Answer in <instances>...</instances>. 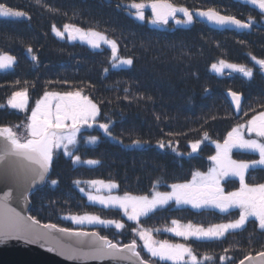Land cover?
Masks as SVG:
<instances>
[{"label":"trees","instance_id":"obj_1","mask_svg":"<svg viewBox=\"0 0 264 264\" xmlns=\"http://www.w3.org/2000/svg\"><path fill=\"white\" fill-rule=\"evenodd\" d=\"M0 2L25 13L24 17L0 19V53L15 58L10 69L0 70V105H4L0 108V126L25 123L31 106L45 92L79 91L97 106L98 122L108 124L112 136L101 135L95 146L80 147L77 163L53 156L45 185L29 194L28 214L42 224L77 230L62 217L84 214L125 224L118 210L89 203L80 186L87 181H110L117 184L119 194L141 196L153 189L167 191L175 183L187 184L195 171L210 167L213 143L222 142L235 126L264 111V73L253 59L264 60V14L246 2L170 0L191 12L194 21L189 27L171 23L152 26L147 21L149 11L146 20L136 19L128 5L150 0ZM208 8L242 22L251 19L250 27L208 25L196 15ZM66 24L104 35L115 42L118 58L130 59L132 64L114 68L110 46L96 51L58 37L53 27L61 32ZM221 61L251 68L252 78L240 73H213L212 65ZM25 90L28 110L10 109L8 99L14 92ZM228 92L243 98L239 116L233 113ZM198 141L202 145L192 154L190 145ZM233 158L250 161L255 156L234 152ZM89 160L97 163H85ZM261 174L254 184L264 181V170ZM223 186L226 192L239 189L237 182L229 180ZM226 219L210 210L195 211L171 203L140 223L159 235L156 237L184 242L200 258L212 256V261L205 264H221V256L227 257L223 264H237L246 256L264 251V231L254 221L220 240H181L164 231L173 220L207 226ZM78 229L94 231L118 246L135 239L131 227L126 234L102 225ZM138 252L144 261L161 264Z\"/></svg>","mask_w":264,"mask_h":264},{"label":"snow or ice","instance_id":"obj_2","mask_svg":"<svg viewBox=\"0 0 264 264\" xmlns=\"http://www.w3.org/2000/svg\"><path fill=\"white\" fill-rule=\"evenodd\" d=\"M247 4L256 7L264 14V0H241ZM129 8L135 9V17L138 20H144V9L150 7L152 18L149 21L152 24H167L169 18L175 20L177 24L193 23V15L184 7H177L170 0H150V2L131 3ZM182 13L184 19H176V13ZM196 15L206 19L208 22L217 26H234L238 29H248L251 19L248 22H242L239 19L223 15L214 8H208L204 11H197ZM25 13L14 10L6 4L0 2V19L24 17ZM64 31L68 33L69 40L79 39L87 43L92 48H99L101 42L109 45L112 49L114 59L116 57V44L108 40L102 34L95 31H82L80 28L70 25L64 26ZM53 32L63 38V33L53 27ZM31 53L32 49H28ZM36 59L35 56L32 57ZM255 63L264 71V60H256ZM15 58L11 55L0 53V70L8 69L13 66ZM122 65L132 64V60H119ZM221 68L212 65L213 70L220 72L222 68H229L234 72H239L245 78H252L253 71L244 65L227 64L220 62ZM232 96L233 103L240 107V96L235 93H229ZM55 101V104H53ZM28 105V96L25 91H16L7 101V106L18 111H25ZM4 105H0L3 108ZM98 113L97 106L86 96H81L80 92L55 93L45 92L43 98L38 100L35 107L31 109V115L27 117V122L23 123L24 133L14 130L21 125L0 126V184L14 185V189L5 191L0 195V245L9 241H22L28 245L39 244L48 252L56 249L52 246L56 243L52 233H70V230L64 227H57L55 224H40L32 216L25 217L20 211L11 206V201L15 193H19L25 199L30 188L37 183L46 181L49 173L54 153L57 149H63L64 155L71 156L69 146L77 143V134L83 126L92 127ZM105 134H109V126L106 123L98 125ZM245 130L248 138H245ZM256 137L251 138L252 136ZM207 139V134H205ZM96 142V137H91L88 141ZM139 144L138 141L134 142ZM163 147V143H160ZM200 142L190 145L192 152H196ZM217 154L210 157L216 164V167L210 169L207 174L194 173L193 180L188 184H172L170 192L155 191L151 198L147 196H124L102 197L99 195L88 194L90 202H96L104 207L119 208L127 216L129 221H136L141 216H146L157 207L167 205L169 201L174 200L177 205L190 204L193 208L211 206L219 209L221 212H228L230 209H238V219L221 225H215L207 229L194 227L192 224L180 225L176 220L172 221L173 227L165 228L164 231L171 232L177 237H183L184 240L195 238L198 241H210L223 237L226 232L242 229L250 217L255 218L260 230L264 231V184L249 185L245 181V174L249 169L264 168V112L253 116L246 125L240 124L234 127L228 133L227 138L221 145L216 144ZM233 149L257 153L259 159L250 162L232 159ZM79 161V157L73 160V163ZM85 163L94 165L96 161L89 160ZM230 175L239 178L240 188L238 191L225 194L224 189L220 187V179L223 176ZM53 185L56 181H51ZM79 184V182H76ZM90 185L101 186L106 190H111L117 186L114 183L105 184L103 181H90ZM155 188V186H154ZM100 191V187H96ZM62 219L70 220L74 225H102L108 227L114 224L117 230L124 227L119 222L104 220L96 215H69ZM39 225L38 227H36ZM159 231V230H158ZM76 236L95 238L90 245L89 251L81 252L79 249L72 250L68 258H74L79 254L83 258H92L95 260H104L106 258H116L118 253L127 252L131 257H135L138 264H145L140 259L137 252L136 241L124 245L122 248L111 240L98 236L97 233L74 232L70 233ZM136 234L143 242L144 249L153 258L159 261H168L171 264H205L212 261L213 257L205 254L202 259H197L191 247L181 243H170L168 240L157 241L153 239L151 230L139 229ZM98 241V243H97ZM57 247L59 245L57 244ZM225 251H228L227 249ZM61 255L65 253L61 252ZM258 257L264 261V251L259 252ZM187 257V259H186ZM126 258V257H121ZM221 264L227 259L225 256L220 258ZM251 256H246L245 260L252 261ZM240 264H245L244 260Z\"/></svg>","mask_w":264,"mask_h":264},{"label":"rangeland","instance_id":"obj_3","mask_svg":"<svg viewBox=\"0 0 264 264\" xmlns=\"http://www.w3.org/2000/svg\"><path fill=\"white\" fill-rule=\"evenodd\" d=\"M237 1H241V0H237ZM245 3V2H244ZM150 7H146L143 11H144V15H145V19L144 20H146V12L147 11H149L150 12V9H149ZM133 11H134V16H135V9H132ZM259 11V10H258ZM151 17H152V14H151V12H150V16H148V18H147V21L149 22L150 20H151ZM15 18V17H14ZM136 18V17H135ZM176 19H178V20H183L184 19V17H183V14L182 13H176ZM204 18H202V20H203ZM144 20H140V21H144ZM193 21H194V17H193ZM168 23H171V24H173L174 26H178V27H189L191 24H184V23H180V24H177L176 22H175V20L174 19H172V18H169V20H168ZM167 23V24H168ZM149 24L150 25H152V26H161V27H165L166 26V24H152V23H150L149 22ZM82 31H85V30H82ZM62 33H63V37H65L69 42H71V43H74V44H76V43H79V44H83V45H86L88 48H90L91 50H96V51H99V50H101L102 48H104V47H108L109 45H107V44H105V43H103V42H101V44H100V47L99 48H92V47H90L87 43H85V42H81L79 39H75V40H69L68 39V33L67 32H65L64 31V29L61 31ZM104 36V35H103ZM61 38V37H60ZM63 39V38H62ZM111 48V47H110ZM112 56H113V53H112ZM116 57L118 58V52H117V46H116ZM119 60H123V59H114V57H113V67L114 68H121V67H128L129 65H122V64H120L119 63ZM215 65H217V67L218 68H221V64L220 63H217V64H215ZM258 65V64H257ZM259 66V65H258ZM260 67V66H259ZM8 69H10V68H8ZM4 70H7V69H4ZM211 70H212V72L213 73H215V74H217V75H221V74H224V73H239V72H234L233 70H231V69H229V68H222V70L220 71V72H217V71H215V70H213V68L211 67ZM263 73H264V71H262ZM241 74V73H240ZM74 92H77V91H74ZM79 92V91H78ZM56 93V92H55ZM61 94H63V93H61ZM80 94H81V96H86L85 94H83L82 92H80ZM45 95V94H44ZM44 95H42V96H40L34 103H33V105L31 106V108H30V110L28 111V116L27 117H29L30 115H31V109L33 108V107H35V104H36V102L38 101V100H40L41 98H43L44 97ZM27 96H28V94H27ZM87 97V96H86ZM88 99L89 100H91L89 97H88ZM92 101V100H91ZM92 103H93V101H92ZM53 104H55V101H53ZM28 107H29V98H28V105H27V108H26V110H28ZM11 109V108H10ZM98 109V108H97ZM12 110H15V111H18V110H16V109H12ZM25 110V111H26ZM25 111H19V112H25ZM262 112H264V111H262ZM262 112H260V113H262ZM260 113H258V115L260 114ZM98 115H99V111H98V113H97V116H96V119H95V121L94 122H92V127H87V126H83L82 128H81V130H80V132L77 134V143L74 145V146H69V151L72 153V155L71 156H66V155H64V150L61 148V149H57L56 151H55V153H54V157H57V156H63V157H65V158H68V159H71V160H74V159H76V157H79L78 156V154H76L77 152H78V150L80 149V147H93V146H95L97 143H98V141L100 140V137H101V135H103V136H105V137H110L111 139H112V136H111V134H110V132H109V134H105V132H104V130L103 129H101V128H99V124H101V123H99L98 122ZM254 116H257V114L256 115H254ZM252 119V118H251ZM27 122V120L25 121V123ZM241 124H245L246 125V123H241ZM240 125V124H239ZM109 126V125H108ZM238 126V125H237ZM237 126H235V127H237ZM14 130L15 131H17V132H19V133H24V134H26L25 132H24V128H23V124L21 125V127L20 128H18V129H16V128H14ZM232 131V130H231ZM244 135H245V138H248V133H247V131L245 130V132H244ZM227 136H228V134L225 136V138H224V140L227 138ZM91 137H96V142L95 143H90V142H88L89 140H90V138ZM251 138H256L255 136H254V134H253V136L251 137ZM224 140L222 141V142H215V143H213V149H215V152H214V155L213 156H215L216 154H217V148H216V144L217 143H219V144H223L224 143ZM202 145V143H200V146ZM200 146H199V148H200ZM198 148V149H199ZM198 149H197V151L196 152H192V154H195V153H197L198 152ZM234 152H242V153H245L246 151H242V150H239V149H233L232 150V152H231V156H232V159H234L233 158V153ZM247 153V152H246ZM250 153V152H249ZM253 154V156H255V158H253V159H250V161H252V160H255V159H259V156H258V154L257 153H252ZM235 160V159H234ZM237 160V159H236ZM248 161V160H247ZM250 161H248V162H250ZM77 163V162H76ZM211 165H210V167L208 168V170L207 171H195L194 173H197V172H199V173H202V174H207L209 171H210V169H212V168H214V167H216V164L211 160ZM262 169H264V168H257V169H249V172L250 171H252V173H251V176H250V178L253 180V181H251V180H249L248 181V183L247 184H249V185H258V184H264V181H262V182H260V183H256V184H254V182H256V181H258L260 178H261V170ZM193 173V174H194ZM193 174H192V176H191V179H190V181L188 182V183H190L192 180H193ZM246 175V174H245ZM234 181V182H237L238 183V185H239V188H240V182H239V178H237V177H234V176H230V175H226V176H223L221 179H220V187L221 188H223L224 189V192H225V194H227L228 192H226L225 191V188H224V186H223V183L225 182V181ZM93 181H100V180H93ZM90 181H87V182H84L81 186H80V191H81V193L86 197V199H87V201L89 202V203H91V204H93V205H99V206H101V207H103V208H105V209H111V210H118L119 212H120V215L123 217V221L125 222V224L121 221V220H116V219H114V218H112L111 219V221H114V222H119V223H121V224H123L124 225V227L122 228V229H119V230H117L116 228H115V226H114V224H112V225H109L108 227H105L107 230H114V231H116V232H121V233H125L126 234V231L128 230L129 232H130V227L132 228V230H133V232H132V230H131V232H132V235L133 236H135V241H136V245H137V248H138V250L140 251V252H142V254L143 255H145V256H147L148 258H150V259H152V260H155L156 262H159V263H161V264H171V262H168V261H164V262H161V261H159L158 260V258H153V257H151L150 256V254L147 252V250L146 249H144V247H143V242L140 240V238H139V236L136 234V232L139 230V229H146V230H149L148 228H146V227H144L141 223H140V220L142 219V218H144V217H146L148 214H150V213H152L153 211H155V210H157V209H159V208H161V207H157L156 209H154L152 212H150V213H148L146 216H141V217H139L136 221H129L128 220V218H127V216H125L124 214H123V211L121 210V209H119L118 207L117 208H114V207H111V206H109V207H104L103 205H101V204H99V203H96V202H90L89 200H88V194H92V195H99V196H102V197H108L109 195H111V196H124L125 194H119L118 193V186H117V184L115 183V182H110V181H103L105 184H108V183H114L117 187L116 188H113V189H111L110 191L109 190H106V189H104L103 187H101V186H96V187H100V191L99 192H97L96 191V187H94V186H92V185H90V183H89ZM187 183V184H188ZM176 184V183H175ZM171 186V185H170ZM168 187V190L167 191H161V190H159V189H153L149 194H146V195H141V196H147V197H149V198H151L152 197V195H153V192H154V190L155 191H160V192H170L171 191V187ZM239 190V189H238ZM237 190V191H238ZM128 195H131V194H128ZM131 196H138V195H131ZM171 203H173L174 204V206H176V207H180V208H189V209H192V210H195V211H204V210H210V211H213V212H216V213H219L221 216H226V220L225 221H222V222H220V223H218V224H211V225H207V226H200V225H195V224H192L194 227H201V228H204V229H207V228H209V227H213V226H215V225H221V224H227V223H230V222H232V221H234V220H236V219H238V217H239V210L238 209H230L228 212H221L219 209H217V208H214V207H211V206H206V207H201V208H193L190 204H181V205H177L176 203H175V201L174 200H172V201H169V203L168 204H171ZM164 206H166V205H164ZM164 206H162V207H164ZM111 215V213H109L108 214V216H110ZM233 216V218L232 219H230V220H228V218L229 217H232ZM70 221V220H69ZM250 221H254L255 223H256V225H257V227H258V224H257V222L255 221V218H253V217H250L249 218V220L246 222V223H248V222H250ZM71 222V221H70ZM178 222V221H177ZM72 223V222H71ZM127 223H132L134 226H129V225H127ZM180 225H188V224H186V223H181V222H178ZM190 224V223H189ZM73 226L75 227H77V230H83V229H78V228H91V227H93L94 225H74L73 224ZM170 227H173V225L171 224L168 228H170ZM259 228V227H258ZM86 231H87V229H85ZM239 230H241V229H239ZM236 231H238V230H236ZM262 231V230H261ZM162 232H164L163 230H162ZM230 232H233V231H229V232H226L225 234H224V236L223 237H220L218 240H220V239H222V238H224L228 233H230ZM235 232V231H234ZM166 233H168L169 235H172L173 237H176V239H181V240H184V238L183 237H177V236H175L174 234H172L171 232H166ZM124 234V235H125ZM151 235H152V237H153V239H155V240H157V241H161V240H166L165 238H159V237H156V236H159V235H156V234H154V233H152L151 232ZM190 239H195V238H189L188 240H190ZM196 240V239H195ZM215 240H217V239H215ZM169 241V240H168ZM170 243H181V244H185L184 242H180V241H178V242H173L172 240L171 241H169ZM186 245V244H185ZM187 246V245H186ZM194 253V252H193ZM194 255H196L195 253H194ZM196 257H197V259H202V258H200V257H198L197 255H196ZM186 259H187V257H186Z\"/></svg>","mask_w":264,"mask_h":264},{"label":"water","instance_id":"obj_4","mask_svg":"<svg viewBox=\"0 0 264 264\" xmlns=\"http://www.w3.org/2000/svg\"><path fill=\"white\" fill-rule=\"evenodd\" d=\"M204 22L207 23L208 25L217 26L213 23L208 22L206 19H204ZM229 93H233V92L227 93V99L231 105L233 113L236 116H238L241 114L243 98L242 96L239 95L241 98L240 107L237 108V106L233 103L232 96L229 95ZM45 182L37 183L36 185L32 186L27 194L26 199L23 196H21L18 192L15 193L14 198L11 201V206L16 208L17 211H20L21 214L24 215L25 217L30 216L28 214V210L31 205L29 200V194L42 188L45 185ZM14 187L15 186L11 184H9L8 186H5V184H0V195H3L5 191L14 189ZM38 226L39 225H37L36 227ZM74 232H78V231L70 230V233H74ZM79 232L92 233L88 231H79ZM70 233H60V232L52 233L56 241V243L52 245L56 249L53 252L46 251V249L42 248L39 244L28 245L22 241H9L5 244H2L0 245V264H138L136 258L131 257L130 254L127 252L118 253L116 258L114 259L106 258L104 260H95L90 257L83 258L79 254H77L74 258L70 259L68 258V256L72 254V250L79 249L81 252H87L89 251L90 245L95 239L91 236L83 237V236H76ZM97 235L100 236L98 233ZM57 244L59 245V247H57ZM119 247L122 248L123 246H119ZM61 252L65 254L61 255L60 254ZM250 256L253 258L251 262L245 260V258L242 259L245 261V264H264V261H262L257 254ZM121 257H126V258H121ZM140 259H142L141 256ZM145 264H150V263L145 262ZM237 264H240V262H238Z\"/></svg>","mask_w":264,"mask_h":264},{"label":"flooded vegetation","instance_id":"obj_5","mask_svg":"<svg viewBox=\"0 0 264 264\" xmlns=\"http://www.w3.org/2000/svg\"><path fill=\"white\" fill-rule=\"evenodd\" d=\"M258 115V114H257ZM245 123H247V121L245 122ZM247 153H249V152H247ZM252 154V153H251ZM262 170H264V169H262ZM251 173H252V171H248L247 173H246V175H245V181H246V183H248V181H249V177L251 176Z\"/></svg>","mask_w":264,"mask_h":264}]
</instances>
